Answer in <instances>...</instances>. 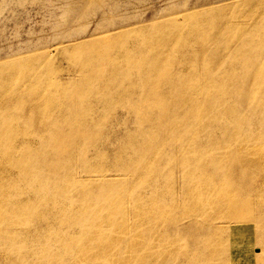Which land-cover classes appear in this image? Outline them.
I'll list each match as a JSON object with an SVG mask.
<instances>
[{"label":"bare ground","instance_id":"bare-ground-1","mask_svg":"<svg viewBox=\"0 0 264 264\" xmlns=\"http://www.w3.org/2000/svg\"><path fill=\"white\" fill-rule=\"evenodd\" d=\"M259 1L0 67V264H264Z\"/></svg>","mask_w":264,"mask_h":264},{"label":"rangeland","instance_id":"rangeland-1","mask_svg":"<svg viewBox=\"0 0 264 264\" xmlns=\"http://www.w3.org/2000/svg\"><path fill=\"white\" fill-rule=\"evenodd\" d=\"M235 1L0 0V67L23 56L24 59H43L45 51L60 69L61 80L69 81L78 76L71 62L72 53L67 51L75 44L95 41L102 33L153 29L176 15L181 18L215 5L228 2L233 5ZM261 3L264 4V0L259 1ZM245 21L248 23L247 18ZM41 71H44L43 64L38 65V72ZM131 117L118 108L113 122L117 131L122 132L120 126L129 123Z\"/></svg>","mask_w":264,"mask_h":264}]
</instances>
